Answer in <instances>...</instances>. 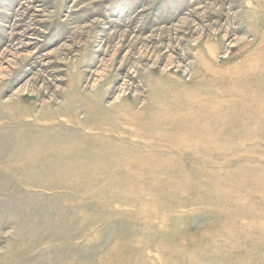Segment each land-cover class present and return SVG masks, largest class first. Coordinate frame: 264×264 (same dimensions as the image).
Masks as SVG:
<instances>
[{
	"label": "rangeland",
	"instance_id": "rangeland-1",
	"mask_svg": "<svg viewBox=\"0 0 264 264\" xmlns=\"http://www.w3.org/2000/svg\"><path fill=\"white\" fill-rule=\"evenodd\" d=\"M0 264H264V0H0Z\"/></svg>",
	"mask_w": 264,
	"mask_h": 264
},
{
	"label": "bare ground",
	"instance_id": "bare-ground-1",
	"mask_svg": "<svg viewBox=\"0 0 264 264\" xmlns=\"http://www.w3.org/2000/svg\"><path fill=\"white\" fill-rule=\"evenodd\" d=\"M71 110V109H70ZM31 112V111H30ZM70 113V115H71V113H72V111H70L69 112ZM22 115V114H21ZM48 115V114H47ZM46 115V116H47ZM63 115V117H67L66 118V122H64L62 119L61 120H59V122L57 121L58 120V117L59 116H56V115H49V117L47 116V117H40V118H38L37 119V121L38 122H42V124L43 125H46V126H49V127H54V126H58L59 124H63V123H65L67 126L70 124V125H72V126H74V127H76V126H78V123H76L75 121H72L73 120V117H72V120L70 119L71 117H70V115H68V113H64V114H62ZM62 115H60V116H62ZM30 116H31V114L29 113V112H26V113H24L23 115H22V118L21 119H25V118H30ZM36 117H38V116H36ZM36 117L34 118V119H36ZM70 117V118H69ZM20 121V120H19ZM44 121H47V123L45 124V122ZM41 124V125H42ZM77 128V127H76ZM48 144V143H47ZM48 150H49V148H47ZM17 151H19V150H17ZM20 152V151H19ZM45 152V151H44ZM20 154V153H19ZM18 154V155H19ZM20 156V155H19Z\"/></svg>",
	"mask_w": 264,
	"mask_h": 264
}]
</instances>
